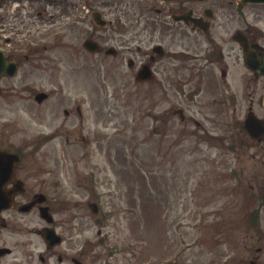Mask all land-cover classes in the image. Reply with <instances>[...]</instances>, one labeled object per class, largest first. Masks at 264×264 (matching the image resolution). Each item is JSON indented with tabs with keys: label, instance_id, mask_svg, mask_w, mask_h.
<instances>
[{
	"label": "flooded vegetation",
	"instance_id": "1",
	"mask_svg": "<svg viewBox=\"0 0 264 264\" xmlns=\"http://www.w3.org/2000/svg\"><path fill=\"white\" fill-rule=\"evenodd\" d=\"M45 1L51 8L63 2ZM214 1L81 0L72 3L71 10H67L68 4L64 3V9H51L40 19L39 15H44V12L36 14L37 4H34L28 30L22 26L8 27L9 21L4 14L6 10L2 8L6 2L0 1V11L3 12L0 17V56L17 66L15 75L0 76V153L10 152L8 156L12 158L3 166L7 167V172L0 173V192L14 195L13 207L1 212V224L10 228L17 223L16 215H40V208L47 207L54 217L52 228H59L56 210L62 203L59 195L65 188L60 166L64 161L76 159V147L79 160L89 158L86 146H93L98 139L96 134L86 133L85 126L91 111L93 123H100L101 100L97 91L92 89L88 92L89 96L80 100L79 94L77 98L72 95L64 97L61 85L59 90L47 92L35 89L36 86L31 84L42 79L44 75L40 73L44 71H47L50 80L74 77L73 73L49 74L54 61L46 57L42 50L47 51L52 44L63 43L69 47V42L80 47L93 40L100 48L91 55L96 56L100 64L117 66V80L125 81L124 86L127 81L126 90L132 100L130 107L134 106L135 95V100L144 106L142 109L151 114L149 101L156 98L157 108L161 110L157 114L159 134L164 135L166 125L178 118L182 121L181 128L190 132L192 129L198 139L223 140L226 149L233 150L230 156H236L240 161L249 157L254 162L247 169L239 163L241 169H228L222 174L234 177L235 190L245 187L252 194L253 209L249 220L262 225L264 110L261 107V90L264 84L262 78L253 72L249 71L246 75L242 45L230 46L229 17L223 15L220 18L215 10L207 11V6L198 7L203 2ZM87 5L91 9H87ZM136 6V10L133 9ZM44 11L47 12V9ZM96 12L100 13V22L105 21L107 26L96 24ZM194 19H203L209 26H196ZM87 23L90 25L88 31L85 29ZM45 36L50 37L43 39ZM250 39L257 43L256 39ZM43 40H48L49 45L41 48L39 41ZM146 68L152 72L144 74L145 78L140 80V71ZM40 93L46 94V97L36 102L35 98ZM89 97L90 102L87 103ZM21 98L32 101L34 110L46 108L44 114L35 112L39 125L46 123V131L26 143L30 152L11 139L5 129L8 125L5 121L7 107L9 111L13 110ZM247 124L254 136L246 129ZM232 136L236 137L234 143L228 139L231 140ZM44 146L49 153H38ZM239 149H243L244 154L249 151V155L238 154ZM96 184L97 181L94 189ZM33 201L37 203L31 210L27 213L20 211L23 205ZM211 215V212L207 213V217ZM45 227L35 228L33 232L38 235ZM256 235L263 237L261 228ZM38 238L43 240L41 234L40 237L23 239L0 237V249L5 250V254L0 255V262L9 257H14L13 261L16 250L27 247L26 264H32L35 253L30 247ZM60 246L44 249L38 254V259L48 264L51 255L57 254ZM261 250L258 248L259 252ZM67 255L66 252L60 253L58 259L63 261Z\"/></svg>",
	"mask_w": 264,
	"mask_h": 264
},
{
	"label": "rangeland",
	"instance_id": "2",
	"mask_svg": "<svg viewBox=\"0 0 264 264\" xmlns=\"http://www.w3.org/2000/svg\"><path fill=\"white\" fill-rule=\"evenodd\" d=\"M65 1L67 10L72 9V3L81 2ZM206 5H213L220 18L224 15L232 20L228 39L231 47L238 46L232 39L238 29L248 30L264 46V5L238 6L237 0H218L198 7ZM54 8L64 9L63 5L51 8L45 1H37V10L44 12L42 16L38 14L39 19ZM87 9L91 7L87 5ZM89 26L87 23L86 31ZM39 45L42 48L49 41H39ZM42 51L54 61L49 74L73 73L74 77L50 80L44 71L40 73L44 75L42 79L32 82L35 89L48 92L59 90L61 85L64 97L77 98L79 94L80 100L89 96L92 89L101 100L100 123H93L91 111L85 126V132L96 134L98 139L93 146H86L89 158L79 160L76 147V159L60 166L65 188L56 216L59 230L67 238L63 251L68 255L63 264H73L70 256L84 264H251L259 247L263 253L257 264H264V219L263 237H257L259 229L246 221L253 207L251 194L245 187L235 190V179L223 176L228 169H241L239 163L247 169L254 163L249 157L240 161L212 139H198L192 129L190 132L181 128L178 118L166 125L164 135H158L157 114L161 110L156 98L149 101L151 114L142 109L144 106L135 100V95L134 106L130 107L127 81L124 86L125 81L117 80V66L100 64L81 45L52 44ZM263 88L264 85L261 92ZM19 100L13 110L6 109L5 129L11 139L25 148L30 139L46 131V123L40 126L35 115L44 114L46 108L34 110L32 101ZM232 138L236 142V137ZM37 152L49 153L47 146ZM238 154L249 155V151L244 154L239 149ZM91 202L99 204V216L89 208ZM210 212L211 217H207ZM15 217L17 223L3 230L0 237H38L32 229L43 225L39 216ZM98 217L104 221V245L97 235ZM30 248L38 254L45 246L36 239ZM26 251L27 247L18 248L13 261L11 257L0 264H26ZM51 261L57 264V256L53 255ZM33 264L41 263L36 258Z\"/></svg>",
	"mask_w": 264,
	"mask_h": 264
},
{
	"label": "water",
	"instance_id": "3",
	"mask_svg": "<svg viewBox=\"0 0 264 264\" xmlns=\"http://www.w3.org/2000/svg\"><path fill=\"white\" fill-rule=\"evenodd\" d=\"M242 3H264V0H240ZM244 45L245 48L247 50L246 55H245V59H246V63L247 65L256 73L261 74L264 76V55H262V57H257L254 54H251L249 52V47H250V42L249 40L245 37L240 35L238 38ZM87 47L90 50H94L95 46H90L87 45ZM3 198H5L3 195H0V201L3 200ZM3 207L0 206V210ZM98 223H100V221H98ZM45 237H47L48 241L52 244H55L57 241L59 242L60 238H54L57 237L51 230H48L45 234Z\"/></svg>",
	"mask_w": 264,
	"mask_h": 264
}]
</instances>
